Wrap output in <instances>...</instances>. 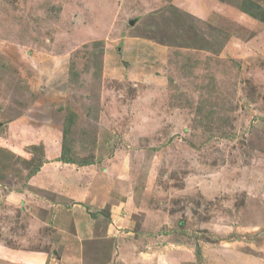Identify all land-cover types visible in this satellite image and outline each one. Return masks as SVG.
<instances>
[{
  "label": "rangeland",
  "instance_id": "rangeland-1",
  "mask_svg": "<svg viewBox=\"0 0 264 264\" xmlns=\"http://www.w3.org/2000/svg\"><path fill=\"white\" fill-rule=\"evenodd\" d=\"M38 255L264 264V0H0V264Z\"/></svg>",
  "mask_w": 264,
  "mask_h": 264
},
{
  "label": "crops",
  "instance_id": "crops-1",
  "mask_svg": "<svg viewBox=\"0 0 264 264\" xmlns=\"http://www.w3.org/2000/svg\"><path fill=\"white\" fill-rule=\"evenodd\" d=\"M42 257H41V255H38V258L35 257V256L33 258H29V257L27 258V257H25L23 263H19L18 262L17 264H48L47 263V260L45 259V257H43V258ZM52 264H54V263H52ZM74 264H81V263L80 262H77V261H74Z\"/></svg>",
  "mask_w": 264,
  "mask_h": 264
}]
</instances>
